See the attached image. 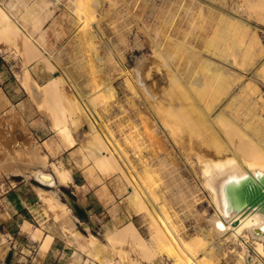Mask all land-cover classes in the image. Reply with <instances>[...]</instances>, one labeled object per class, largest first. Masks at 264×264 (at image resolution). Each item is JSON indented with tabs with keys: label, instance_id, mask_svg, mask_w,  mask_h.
Instances as JSON below:
<instances>
[{
	"label": "rangeland",
	"instance_id": "374dc122",
	"mask_svg": "<svg viewBox=\"0 0 264 264\" xmlns=\"http://www.w3.org/2000/svg\"><path fill=\"white\" fill-rule=\"evenodd\" d=\"M81 2L83 9L74 0H0L42 54L55 62L66 90L82 107L75 113L79 125L86 118L87 134L91 124L112 130L126 171H116V179L130 187L129 177L140 178L149 212L169 216L183 240L199 242L195 253L200 263L194 258L189 263L264 264V255L255 248L261 236L254 231L244 230L236 242L225 239L227 235L216 237L208 245L207 221L215 208L198 166L196 151L203 148L176 142L151 103L163 106L167 90L180 80L222 74L232 85L223 107L230 115L240 108V123L247 120V126L255 127L249 134L263 137L264 0ZM0 49L13 50L3 44ZM95 95L100 99L93 108L89 98ZM243 98L244 103L239 101ZM130 195L131 189L127 200ZM133 211V222L148 238L149 213ZM124 249L129 260L136 257L134 250ZM173 263V257L157 251L142 264Z\"/></svg>",
	"mask_w": 264,
	"mask_h": 264
},
{
	"label": "bare ground",
	"instance_id": "6f19581e",
	"mask_svg": "<svg viewBox=\"0 0 264 264\" xmlns=\"http://www.w3.org/2000/svg\"><path fill=\"white\" fill-rule=\"evenodd\" d=\"M74 1L78 8H84V3L81 0ZM0 44L5 45L7 49L19 51L28 62L41 55L47 59V56L42 54L31 36L23 31L1 3ZM228 54L230 56L229 52ZM24 76L23 81L30 91L33 88L32 83L39 93L43 91L45 105L53 118L54 126L59 129L61 135L73 143L71 126L76 128L79 125L80 119L75 113L82 111V107L67 92L63 76H53L54 78L44 85L32 82V77L27 69H25ZM237 84L241 86L242 81ZM231 87V82L227 76L204 73L198 81L180 80L171 86L167 90L163 106L155 103V101L151 103L155 113L160 115L168 132L176 142L188 141L191 148H203V152L196 151L198 166L202 174V184L210 192L215 208L213 215L207 221L208 233L205 235V239L209 240L208 245H212L216 237L221 240L223 236L227 235L225 239L236 242L244 230H247V233L254 231L261 236V240L254 241L256 252L261 256L264 255V213L257 209L250 211L227 210L224 189L228 183H237L246 177H250L255 182H260L261 176L264 175V136L255 138L249 134V130L255 129V127L247 126V120L240 123V119L243 117V112L239 111L240 108L236 110L234 115H230L223 107L231 95ZM242 87V90H245L247 85ZM30 93L32 95V92ZM99 99L100 95H95L89 98V104L95 108ZM239 101L246 102L244 98ZM88 133L87 148L94 164L103 170L121 171L126 175V171L119 160V154L121 155L122 151L113 137L112 130L108 126L100 129L91 124ZM35 159L41 160L40 156ZM54 167L60 183H67L70 179L69 172L56 165ZM128 180L131 189L129 198L131 207L136 211L145 210L151 217L149 237L145 238L135 223L130 220L120 227L107 228L104 233L106 242L103 243L92 232V225L86 224L88 234L75 230L85 241L84 249L91 256L98 258L99 249L110 247L119 255L116 264H121L126 260H128V264H142L151 261L157 251L168 257H173V264H190L193 258L197 260L195 245L199 242L183 240L169 216L162 214L158 217L149 212L140 192L141 179L137 177L134 180L129 177ZM55 196L53 193L51 198H43L48 201L53 209L56 206L60 207L57 210H61L63 216L68 215L66 204L59 201ZM57 210L55 212H58ZM54 215L57 216V214ZM59 217H61L60 214ZM235 221H238V224L233 225ZM125 246L134 250L136 257L129 260L128 249H124ZM197 262L200 263L198 260ZM101 264H110V261L101 260Z\"/></svg>",
	"mask_w": 264,
	"mask_h": 264
},
{
	"label": "crops",
	"instance_id": "0c3cea01",
	"mask_svg": "<svg viewBox=\"0 0 264 264\" xmlns=\"http://www.w3.org/2000/svg\"><path fill=\"white\" fill-rule=\"evenodd\" d=\"M47 57L54 69L43 57L26 62L22 54L0 49V264H116L119 255L114 249L101 248L95 258L75 230L88 234L85 225L90 224L105 243L107 228L134 221L137 212L127 200L130 187L116 179L115 170L94 164L87 148L86 118L78 127L71 126V143L54 126L43 91L39 93L34 83L30 91L23 83L25 69L39 85L60 75ZM34 150L41 160L35 159L39 156ZM55 165L69 172L67 183H60ZM53 193L66 204L68 215L43 198Z\"/></svg>",
	"mask_w": 264,
	"mask_h": 264
},
{
	"label": "water",
	"instance_id": "95a60500",
	"mask_svg": "<svg viewBox=\"0 0 264 264\" xmlns=\"http://www.w3.org/2000/svg\"><path fill=\"white\" fill-rule=\"evenodd\" d=\"M224 192L227 210L257 209L264 213V175L261 176L260 182H255L250 177L243 178L237 183L230 182L225 186Z\"/></svg>",
	"mask_w": 264,
	"mask_h": 264
}]
</instances>
